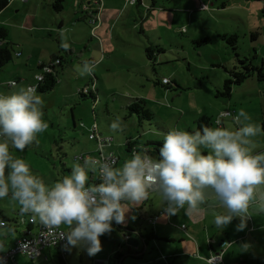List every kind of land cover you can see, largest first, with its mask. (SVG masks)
<instances>
[{
    "label": "rangeland",
    "instance_id": "374dc122",
    "mask_svg": "<svg viewBox=\"0 0 264 264\" xmlns=\"http://www.w3.org/2000/svg\"><path fill=\"white\" fill-rule=\"evenodd\" d=\"M94 2L10 0L9 6L0 13V29H6V41L13 50V59L0 70V94L9 95L33 83L35 76L28 71L29 66L35 65V72L41 73L42 70L36 67L39 62L48 63L56 57L63 62L54 88L46 93L36 92L43 101L47 130L37 134V139L23 152L10 149L14 158L24 159L33 174L47 185L55 183L50 180L52 172H64L60 158L76 164L79 161L75 157L80 154L96 156L91 150L97 143L88 140L90 128L95 123L103 135L114 138L113 150L120 157L118 167H122L131 158L125 145L128 138H134L140 144L152 139L161 142L173 129L192 132L189 127L200 116L216 120L222 110L228 111V98L218 96V92L231 78L233 68L241 71L238 59H248L256 66L264 59V0H101L100 17ZM202 4H207L208 10L201 9ZM94 14L99 19L95 23ZM224 34L238 36L236 51L220 37ZM207 39L210 41L205 42ZM21 43L35 51L32 53L34 61L22 69L24 75L17 77V87L8 88L6 84L16 80L15 65L19 59L15 57L14 48ZM148 49H152L151 57ZM85 61L95 64L91 75H81L78 71V66L82 68ZM92 75L96 77L97 100L80 93V90L90 88ZM164 78L168 84L163 83ZM254 81L258 83L257 79ZM239 98V94H235L232 109L239 108ZM138 100H142L152 113L151 119L143 111L138 114L129 109V105ZM243 100H253L252 107L247 109L255 113L256 99L244 97ZM117 117L122 131L111 128ZM224 124L228 130L239 127L230 119ZM258 125L261 132L251 139L260 137L264 140V127ZM204 150L209 151L202 148ZM54 164L59 168L55 169ZM151 193L154 198L159 195ZM143 204L138 210L131 208L126 218L133 217V224L141 225L147 234L155 230L159 237L163 230L172 229L176 239L168 241L162 238L167 233L162 234L149 242L143 259L135 263L128 259V264H152L163 255L168 260L176 257V264H205L193 257L198 247L199 258L207 259L211 253L208 246L211 239L228 242L250 228L258 229L253 221H245L239 216L218 228L214 215L225 213V209L211 194L198 206L200 211L182 217L186 223L197 221L196 232L187 223L186 233L175 219L170 225L166 220L161 225L162 221L158 222L159 227L148 224V218L158 212L157 204ZM251 206V215L257 213L258 203ZM19 207L10 195L0 199V210L12 222L21 216ZM184 208L187 210L188 205ZM260 214L264 219V212ZM120 226L112 222L113 230L100 237L102 251L95 256H89L82 248L70 247L67 263L108 261V264H119L114 259V250L124 254L128 247V240L123 236L126 231L120 230ZM260 226V231L252 229L249 237L255 243L260 264H264V222H260ZM240 243L244 245V242ZM57 252L55 248H46L35 260L21 255L17 257L18 264H62ZM250 254L249 251L243 253L240 244L235 245L224 255V264L234 261L258 264V261L250 262ZM45 256L52 260L47 262ZM163 263L168 264L167 259Z\"/></svg>",
    "mask_w": 264,
    "mask_h": 264
},
{
    "label": "clouds",
    "instance_id": "9594fccd",
    "mask_svg": "<svg viewBox=\"0 0 264 264\" xmlns=\"http://www.w3.org/2000/svg\"><path fill=\"white\" fill-rule=\"evenodd\" d=\"M94 67L85 61L78 71L91 75ZM42 106L33 87L0 94V199L10 195L20 206L21 217L27 215L33 223L38 220L53 241L57 236L66 239V248H82L89 256L98 254L102 251L100 237L111 233L112 222L124 224L126 214L143 204L149 191L163 198L168 215L177 214L185 205L187 215L198 212L206 197L214 195L225 209L214 215L218 228L234 216H247L254 202L264 212V192L257 196L264 185V153L253 155L256 144L250 139L261 127L251 122L243 108L232 116L239 126L236 130L207 125L194 133L173 129L164 135L159 159L152 158L147 149H134L122 167H115L110 158L86 157L82 164L72 166L69 175L47 185L24 159L14 158L10 151L23 152L37 134L47 130ZM220 123L218 118L216 124ZM111 128L123 130L119 117ZM202 148L209 150L207 154ZM97 171L100 183L90 185L89 172ZM62 225L67 231L57 233ZM239 227L242 229L243 222ZM0 230L15 235V228L4 221H0ZM3 246L0 241V249Z\"/></svg>",
    "mask_w": 264,
    "mask_h": 264
},
{
    "label": "crops",
    "instance_id": "0c3cea01",
    "mask_svg": "<svg viewBox=\"0 0 264 264\" xmlns=\"http://www.w3.org/2000/svg\"><path fill=\"white\" fill-rule=\"evenodd\" d=\"M9 6V5H8ZM89 8V7H87ZM203 9V8H201ZM99 17H100V13H99ZM7 39V38H6ZM7 42V41H6ZM3 43V42H2ZM8 43V42H7ZM10 44V43H9ZM15 49V57L19 59L18 63L15 65V67L17 68L16 70V73H14V75H16V80H12L14 81L16 84L14 86H9V83L6 84V86H8V88H14V87H17L18 83H19V76L21 75H24V73L22 72V69L24 67H26V65H28L29 63H33L34 61V58H33V54H35V51L34 50H28L27 47H26V44L25 43H21V45H19V47L17 48H14ZM55 59V58H54ZM54 59H52L51 61H49L48 63H45V62H42L44 64H49L51 63L52 61H54ZM40 63V62H39ZM39 63L36 65L37 69L39 70H42V67L39 65ZM262 64H264V59L262 60ZM261 64V65H262ZM95 65V64H94ZM62 67V66H61ZM29 68H31L30 70H28L30 73L34 74V82L33 83H29L27 84V86H23V87H33L35 88L38 84V81L36 80V76L41 74L40 72H35V65H31L29 66ZM59 66L56 67V72H55V75H56V79H57V76L59 75ZM95 78V79H94ZM166 79V78H164ZM255 79H257V82L254 81ZM92 84H96V77L94 75H92ZM164 81V80H163ZM11 82V80L9 81ZM264 79L263 80H259V78L256 76H252L250 78H248L247 80H245L241 85H238V86H234L233 87V90H232V94L230 96V98H228L229 102L227 103L228 105V111H232V112H235L234 115L237 114L238 110L243 108L251 117V122L252 121H255L257 122V124H262L263 127H264ZM164 84H168V83H164ZM18 91V90H17ZM1 92V91H0ZM36 92H38V89H36ZM235 94H239L240 96V106L239 108H234L232 109V103H233V100L235 98ZM10 95V94H9ZM92 98L94 100H97L98 99V92H97V88H96V85H95V89L94 91L92 92L91 94ZM252 98V99H256V103H257V107L255 108L256 111L255 113L254 112H251V110H248L247 108L248 107H252L251 103L252 101H247V100H243V98ZM236 103V102H235ZM224 112H227V110H222L220 112L221 113H224ZM233 115V116H234ZM201 117H207V118H210L211 117H208V116H200L195 124L192 126V127H189V129H191L190 131H192V133H194L197 128H198V121ZM220 117V115L216 118V120ZM220 119V118H219ZM228 119L232 120V117H227V118H221L220 121H221V124L217 125L216 124V120H213V127H225V124L224 122L227 121ZM234 122V121H233ZM97 125V129H98V134L102 137H109L112 139L111 141V144L109 145H104L101 149L99 148V145H98V142L96 140H90L89 136H90V133L91 131L89 132V135H88V140L91 141V142H96L97 143V146L95 149L91 150V151H94L95 154H98V153H104V154H110V153H115V151L113 150L114 148V138L112 136H105L103 135L101 132H100V128L98 126L97 123H95ZM94 124V125H95ZM94 125L90 128L92 129L94 127ZM75 128H76V122H75ZM129 139L133 142V145L131 146V151H128V153H132V149L134 147H138L140 149V151H142L143 149H147L148 150V154H149V151L153 150V147L154 145L151 144V143H154V142H159V140L157 141V139H152L150 141H148L146 144H140V142H136L134 138H128L126 140V144L127 142L129 141ZM251 139V138H250ZM255 144H256V147L252 150V154L253 155H256V154H260V153H264V140L260 137H257V140L255 139H251ZM131 142V143H132ZM125 144V145H126ZM127 147V145H126ZM98 148V149H97ZM205 154H207L208 151L204 150L203 151ZM78 155V154H77ZM117 155V154H116ZM150 155V154H149ZM81 156H84L85 158L86 157H90L89 155H85L84 153L83 154H80V156L78 155L77 157H75V160L78 158V157H81ZM77 161V160H76ZM119 161H120V157H119ZM60 162H61V166L64 168V172L61 173L60 171H57V172H52V176L50 178V180L52 182H57L59 180H61L64 176L66 175H69L71 173V170H72V166L75 164V163H67L65 162V160H63V158H60ZM119 165V162L118 164L116 165V167H118ZM55 166V169H58L59 166ZM98 181V173L95 172H89V184H97L96 182ZM46 183V182H45ZM264 186L261 187V189L259 188V192L257 194V196L259 195L260 192H262ZM261 190V191H260ZM152 191H149V195H148V199L146 201H144V204L145 205L147 202L150 203V204H154L156 203L157 204V213L154 214L153 216L154 217H149L148 218V224L149 223H152L151 225L152 226H157L159 227V225L163 224L166 220L168 222V224L170 225L171 224V221L172 219H175L176 220V223L178 225H181L182 228L183 226H185L183 229L184 231L187 233V227H186V224L190 226V228L192 229V231L196 232V226H198V223H196L197 221H190V222H187L185 221V219L182 217H188V215L186 214V210L185 208H182V209H179L177 214L175 215H168L167 213H165V208H166V202L163 201V198L160 196V195H157L155 198L151 195ZM154 193V192H153ZM159 202V203H158ZM126 203V202H124ZM253 204V203H252ZM249 206V211L247 213V216L243 217V219L246 221H253L255 224H256V227L258 229H255V228H250L248 229L247 231H245V234H241L239 236H235L233 239H229L228 242L225 241V240H221V242H218L215 240V238L211 239L212 241H209L208 242V246L210 248V245L209 243L211 242L212 243V247H214V249H218L217 247L221 246L222 243H226V252H225V255L235 246V245H239L243 248V253H246V252H250L251 256H250V262H255V261H258V264H260L259 260L261 259L259 256H258V252L255 250V243L252 242V240L250 239V234L253 233L252 231H260V222L263 223L264 222V219L260 218L262 217L260 212L257 211V213H252L251 215V205ZM207 205V204H206ZM207 207V206H206ZM221 207V206H220ZM147 211V206L145 207ZM144 208V209H145ZM133 210H138L139 208L138 207H133L132 208ZM148 213V212H147ZM146 213V214H147ZM29 216H23V217H19V218H16V220L14 222H7V226L9 227H14L15 228V235H11V234H8V235H5L4 232L2 230H0V241L3 242L4 246H3V249H0V254H4V253H7L9 251H11L15 245V242L17 239L21 238V237H32L34 236L37 232H38V226H39V221L37 220L35 223H33L31 221L30 218H28ZM242 218V217H241ZM137 219V217H136ZM141 219V218H140ZM152 220H154L152 222ZM162 221L159 225L158 222ZM121 226L119 227L120 230H123L125 233H124V238L128 240V247L125 248L124 250V254L123 252L115 249L114 250V256L118 253L120 254L121 256H118L117 258L114 257V259L117 260V262L120 264V262L127 256L129 255H133V256H137V257H143L145 256V253L148 251V248H149V244L145 243V236L149 235L150 233H146L145 231H143V227H141V225L139 224H133V217H127L125 218V223L124 224H120ZM61 228L64 230V231H67V227L66 226H61ZM253 229V230H252ZM180 230V229H179ZM252 230V231H251ZM181 231V230H180ZM183 232V231H182ZM154 235H156V232L155 230L153 231ZM164 233H167L165 234L164 236L162 234ZM162 234L160 235V237L168 240V241H171V240H174L176 239L175 238V231H173L172 229H169V230H163ZM169 234V237H167ZM227 235V233H226ZM156 239L160 238L158 235H156ZM189 237V236H188ZM228 238H230V236L228 235L227 236ZM155 240V239H154ZM183 239L180 238V241H182ZM215 240V241H214ZM246 241V242H245ZM240 242H244L242 245V243ZM46 249V248H45ZM213 249V250H214ZM211 250V253H210V256L207 258V259H204V258H199V247L197 248V252L194 254V258L196 259H201L203 260V262L205 264H209L208 262V259L212 256V252L213 250L210 248ZM58 251V250H57ZM58 253V252H57ZM70 253V252H69ZM257 254V256H256ZM59 255V253H58ZM69 255V254H68ZM177 255H182L180 253H178ZM21 256V254H18L15 256V259L13 261H11L9 264H18V258ZM24 256V255H22ZM177 256V257H179ZM26 257V256H25ZM60 257V255H59ZM27 258V257H26ZM176 257H172L170 258V260H168L167 256L163 255L161 258H159V260H156V261H153V262H158L159 264H164L163 263V260H166L168 261V264H176V261L175 259ZM29 259V258H28ZM130 259V258H128ZM128 259H126L123 264H128ZM30 260V259H29ZM45 260L47 262L51 261L52 260V257H48V256H45ZM64 262L66 264L67 263V257L66 259L64 260ZM145 262H143L144 264ZM243 262H241L240 264H242ZM95 264V263H94ZM105 264H108V261L105 262ZM229 264H239L237 261H234V262H229ZM256 264V263H254Z\"/></svg>",
    "mask_w": 264,
    "mask_h": 264
},
{
    "label": "trees",
    "instance_id": "16d2710c",
    "mask_svg": "<svg viewBox=\"0 0 264 264\" xmlns=\"http://www.w3.org/2000/svg\"><path fill=\"white\" fill-rule=\"evenodd\" d=\"M257 1H263V0H257ZM60 2H62V0H58V3H60ZM9 4H10V0H0V13L4 9H6ZM205 5H207V4H205ZM55 6H57V5H55ZM201 8H202V6H201ZM203 10H208V8L203 9ZM262 14L264 17V6L262 8ZM220 37L223 40H225V42L227 44H229L234 51H236V49H237L236 46H237V42H238V36L237 35H231L230 36V35L224 34V35H220ZM253 37H254V35H253ZM6 38H7L6 29H4V28L0 29V70L13 59V50H12V47H10V44L6 42ZM206 41L209 42L210 40L207 39V40H205V42ZM148 51H149L148 56L151 57L152 49H148ZM236 55H237V57H239V54H236ZM56 59H58L60 61V64L58 66H62V64H63L62 59L59 57H56L54 60H56ZM238 61H239V64L241 66L240 67L241 71H236L235 70L236 68L232 69V71L230 72L231 78H229L225 81V83L223 85V89L218 92V96H221L224 98H230V96L232 94L233 87L241 85L245 80H247L248 78H250L252 76L257 75L259 80L264 79V64H262L260 66H256L253 64V62H250L248 59H244V60L238 59ZM55 70H56V68H55ZM56 75H54L53 73L46 74L45 79L38 86V92L46 93V92H49L50 90H52L57 83ZM91 94H90V96H92ZM82 97H84V96H82ZM129 109L135 113H138V114H140L143 111L144 113L149 115V116H147V117H149V119H151L153 116L152 113L148 109H146L145 103L142 100H138L137 102L129 105ZM198 124L199 125H198V128L196 131L200 130L202 125H207L209 127H213L214 123L210 118L201 117L198 121ZM131 142L132 141L129 140L126 144L128 151H131V146L133 145V142L132 143ZM163 142L164 141L151 143L154 145L153 150L149 151V154L152 158L159 159V149L162 146ZM96 183L98 184L99 181H97ZM0 221H4L7 224V222H11L12 220H10L4 214V212L2 210H0ZM156 238H157L156 235H154L153 232H150L149 235L145 236V241H146L145 243L149 244V242L151 240H154ZM209 245H210V248L213 250L214 247H212L211 242L209 243ZM226 246H227L226 243H222L218 249L213 250L212 254H215V253H217L223 249H225V252H226ZM225 252L223 254V258H224ZM4 254H6V253H4ZM118 256H121V255L117 253L114 257L117 258ZM130 259L133 260V262L135 263L136 261L139 262L142 259V257H137V256L132 255V257H130ZM60 262L62 264H66L61 257H60ZM152 264H159V263L154 262ZM223 264H224V259H223Z\"/></svg>",
    "mask_w": 264,
    "mask_h": 264
},
{
    "label": "built area",
    "instance_id": "2783aa9c",
    "mask_svg": "<svg viewBox=\"0 0 264 264\" xmlns=\"http://www.w3.org/2000/svg\"><path fill=\"white\" fill-rule=\"evenodd\" d=\"M94 5L96 6V9L98 10V17H99V13L101 12V8H102V3L101 0H95ZM203 9H207L208 6L203 4L202 5ZM94 19H93V23L97 22L99 19L97 18V15L94 14ZM60 64V61L58 59L52 61L49 64H44L42 62L39 63V65L42 67V73L36 76V80L38 81L37 86L35 87V90L38 89V86L41 82H43V80L45 79L46 74H51L53 73L55 75V68ZM164 83H168L167 79H164L163 81ZM16 83H9V86H14ZM95 89V84H91L90 88H85L83 90H80V93L82 95H87V94H91ZM226 115L221 117L220 115V119L222 118H227V117H232L234 115L235 112L232 111H227L224 112ZM230 114V115H229ZM221 124V123H220ZM91 133H90V140H96L98 142L99 148L101 149L104 145H109L111 144L112 139L111 138H106V137H102L98 134V129H97V125L95 124L94 127L92 129H90ZM137 150L140 151V149L136 146L132 149L133 150ZM97 160H101V158H110L112 160L115 161V167L119 162V158L116 156V154L114 153H110V154H104V153H98L96 154L95 157H93ZM85 157L81 156L77 158V161H79V163H83ZM98 173V181L100 183V179H99V172ZM124 203V202H122ZM166 213V212H165ZM154 220H152L153 222ZM185 226H183L184 228ZM47 232V229L42 226L39 223L38 226V232L32 236V237H21L19 238L16 242L15 245L13 247V249L11 251H9L6 254H0V264H8L11 261H13L15 259V256L18 254L24 255L27 258H29L30 260H35L36 258L40 257L42 255V252L45 248H55L58 250V253L60 255V257L65 260L66 257L68 256L69 252H70V247L66 248V239H61L59 236L56 237L55 241L51 240L50 237H47L44 233ZM57 233L60 232H65L61 227L59 229L56 230ZM225 252V249L212 254V256L208 259L209 264H223V254ZM95 264H105L102 261H98Z\"/></svg>",
    "mask_w": 264,
    "mask_h": 264
},
{
    "label": "water",
    "instance_id": "95a60500",
    "mask_svg": "<svg viewBox=\"0 0 264 264\" xmlns=\"http://www.w3.org/2000/svg\"><path fill=\"white\" fill-rule=\"evenodd\" d=\"M130 257H132V256L129 255V256L125 257V258L120 262V264H123V262H124L126 259L130 258Z\"/></svg>",
    "mask_w": 264,
    "mask_h": 264
}]
</instances>
